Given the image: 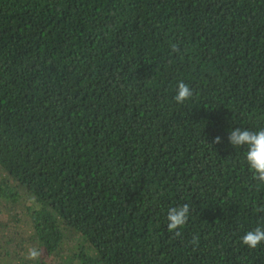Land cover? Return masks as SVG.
Here are the masks:
<instances>
[{
  "label": "trees",
  "instance_id": "trees-1",
  "mask_svg": "<svg viewBox=\"0 0 264 264\" xmlns=\"http://www.w3.org/2000/svg\"><path fill=\"white\" fill-rule=\"evenodd\" d=\"M235 128H264V0H0V264H264Z\"/></svg>",
  "mask_w": 264,
  "mask_h": 264
},
{
  "label": "clouds",
  "instance_id": "clouds-1",
  "mask_svg": "<svg viewBox=\"0 0 264 264\" xmlns=\"http://www.w3.org/2000/svg\"><path fill=\"white\" fill-rule=\"evenodd\" d=\"M171 50L173 53L180 51L178 45L172 44ZM194 96V92L188 83L179 80L176 85V94L173 99L178 104H183ZM228 140L232 146H246L245 160L252 172L253 178L261 184H264V128L258 130H250L248 128H235L230 131ZM221 137H215L214 142L219 143ZM190 215L189 204L184 203L179 207H172L167 214V229L174 233L175 236H180L179 231L187 224ZM193 245H198L199 236L194 235L190 241ZM242 243L250 249L257 248L261 243H264V227L257 226L254 229L247 231L242 237ZM41 256V251L35 247L28 249L27 258L30 260H38Z\"/></svg>",
  "mask_w": 264,
  "mask_h": 264
}]
</instances>
